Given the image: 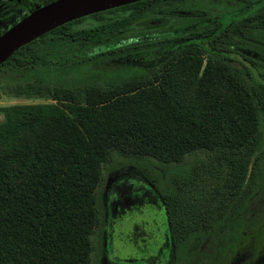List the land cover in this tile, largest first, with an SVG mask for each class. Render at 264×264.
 I'll use <instances>...</instances> for the list:
<instances>
[{
  "label": "trees",
  "instance_id": "trees-1",
  "mask_svg": "<svg viewBox=\"0 0 264 264\" xmlns=\"http://www.w3.org/2000/svg\"><path fill=\"white\" fill-rule=\"evenodd\" d=\"M0 88L49 100L0 107V264H91L97 235L108 263L103 172L125 166L154 188L186 257L233 254L254 201L264 235V0L92 13L16 49Z\"/></svg>",
  "mask_w": 264,
  "mask_h": 264
},
{
  "label": "rangeland",
  "instance_id": "rangeland-1",
  "mask_svg": "<svg viewBox=\"0 0 264 264\" xmlns=\"http://www.w3.org/2000/svg\"><path fill=\"white\" fill-rule=\"evenodd\" d=\"M47 102L49 100L46 98L11 97L0 88V107ZM1 119L0 114V121ZM199 158L195 154L186 155L178 166L190 167ZM107 171L105 169L103 173L106 186L111 178L106 202L111 223L109 222L106 233V264H179V254L173 252L170 239L165 234L154 188L148 186V182L130 167L116 170L111 177L107 175ZM175 173L179 175L181 171L177 170ZM256 206L252 204L250 211L255 212ZM101 230L102 226L99 231ZM97 237L99 236L93 237L91 264H98L100 247ZM174 254L176 260L173 259ZM256 263L264 264V255Z\"/></svg>",
  "mask_w": 264,
  "mask_h": 264
},
{
  "label": "water",
  "instance_id": "water-1",
  "mask_svg": "<svg viewBox=\"0 0 264 264\" xmlns=\"http://www.w3.org/2000/svg\"><path fill=\"white\" fill-rule=\"evenodd\" d=\"M18 2L19 0H10ZM140 0H53L31 10L0 34V63L20 46L71 20Z\"/></svg>",
  "mask_w": 264,
  "mask_h": 264
},
{
  "label": "flooded vegetation",
  "instance_id": "flooded-vegetation-1",
  "mask_svg": "<svg viewBox=\"0 0 264 264\" xmlns=\"http://www.w3.org/2000/svg\"><path fill=\"white\" fill-rule=\"evenodd\" d=\"M50 1L53 0H19L18 2H13L10 0H0V34L7 30L9 27H11L13 24H15L17 21H19L22 17L27 15L31 10L42 6ZM207 2H220L222 4L230 3L234 4L236 8L240 7V3L244 1H254V0H202ZM209 9L212 11H215V7L209 6ZM182 12V11H180ZM141 22H138V26L142 27V25H139ZM263 202V200H261ZM252 204H256L257 210L255 212L251 211L252 225L254 226V229L250 231V234L242 233L243 235L241 237H250L246 242H239L237 249L233 254L229 255H223L222 253L213 250V248L208 249V251L204 254V258L200 260L199 262L196 261V255L190 254L187 257L180 254V252L176 251L175 248H173L174 253L179 254V259L177 260V263L180 262V258L182 260H186V262H182V264H257V260L260 259L261 255H264V241L261 239H258L257 237H264L260 236L258 231L259 227L257 226V222L260 216V212L262 210V204L253 202ZM261 204V205H260ZM159 208V206H158ZM252 210V209H251ZM161 219L163 222L164 229L166 231L167 237H171L168 231V225L167 220L164 216V212L162 208H159ZM242 220V219H240ZM220 223L225 222V218H220L218 220ZM243 221V220H242ZM193 237V236H190ZM205 244V243H204ZM204 246V245H202ZM203 247H201L202 249ZM204 249V248H203ZM173 259L176 260L175 254Z\"/></svg>",
  "mask_w": 264,
  "mask_h": 264
}]
</instances>
